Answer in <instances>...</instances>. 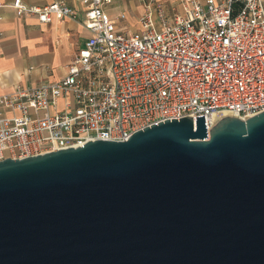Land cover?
Returning <instances> with one entry per match:
<instances>
[{
	"label": "water",
	"instance_id": "obj_1",
	"mask_svg": "<svg viewBox=\"0 0 264 264\" xmlns=\"http://www.w3.org/2000/svg\"><path fill=\"white\" fill-rule=\"evenodd\" d=\"M0 264H264V110L0 160Z\"/></svg>",
	"mask_w": 264,
	"mask_h": 264
},
{
	"label": "built area",
	"instance_id": "obj_2",
	"mask_svg": "<svg viewBox=\"0 0 264 264\" xmlns=\"http://www.w3.org/2000/svg\"><path fill=\"white\" fill-rule=\"evenodd\" d=\"M89 31L66 73L0 93V160L125 140L165 119L246 118L264 110V0H179L170 17L145 3L134 32L105 10L112 0H77ZM40 23L76 19L65 0H0Z\"/></svg>",
	"mask_w": 264,
	"mask_h": 264
},
{
	"label": "crops",
	"instance_id": "obj_3",
	"mask_svg": "<svg viewBox=\"0 0 264 264\" xmlns=\"http://www.w3.org/2000/svg\"><path fill=\"white\" fill-rule=\"evenodd\" d=\"M24 1L44 5L53 0ZM65 1L77 13L76 19L40 23L34 17H19L10 7L0 6V93L64 76L73 54L89 35L81 24L84 5L77 0ZM152 2L154 6L161 5L169 17L176 2L179 7V0ZM144 5L140 0H112L104 8L115 20L123 14L117 20L118 28L134 32L140 28L138 19Z\"/></svg>",
	"mask_w": 264,
	"mask_h": 264
},
{
	"label": "rangeland",
	"instance_id": "obj_4",
	"mask_svg": "<svg viewBox=\"0 0 264 264\" xmlns=\"http://www.w3.org/2000/svg\"><path fill=\"white\" fill-rule=\"evenodd\" d=\"M141 2H142V4H144V3H147L149 0H140ZM174 7L175 8H178V4H177V2H176V4L174 5Z\"/></svg>",
	"mask_w": 264,
	"mask_h": 264
},
{
	"label": "bare ground",
	"instance_id": "obj_5",
	"mask_svg": "<svg viewBox=\"0 0 264 264\" xmlns=\"http://www.w3.org/2000/svg\"><path fill=\"white\" fill-rule=\"evenodd\" d=\"M223 115H233V114H231V113H225V114H221V115H219V117H220V116H223Z\"/></svg>",
	"mask_w": 264,
	"mask_h": 264
}]
</instances>
